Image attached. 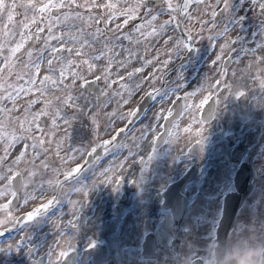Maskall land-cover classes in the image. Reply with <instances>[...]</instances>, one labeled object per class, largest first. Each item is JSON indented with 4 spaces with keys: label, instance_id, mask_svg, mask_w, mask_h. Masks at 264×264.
<instances>
[{
    "label": "flooded vegetation",
    "instance_id": "1",
    "mask_svg": "<svg viewBox=\"0 0 264 264\" xmlns=\"http://www.w3.org/2000/svg\"><path fill=\"white\" fill-rule=\"evenodd\" d=\"M249 19L248 23L257 22L252 24L256 35H241L242 44L255 49L254 55L240 51L239 43L230 44L223 50V60L213 63L206 53L202 58L201 52L207 48L217 55L224 39L213 46L194 37L195 53L185 65L173 69L185 52L172 53L171 61L162 67L170 55L166 49L171 44L164 43L167 36L156 43H149L151 39L147 45L143 41L135 44L132 50L137 57H160L153 68L136 75L149 82L139 91L180 87L163 102L159 98L152 101L141 116L140 145L133 159L127 151L105 154L103 148L89 156L95 145L90 136L95 134L92 128L82 127L85 120L74 122L72 148L83 143L85 153L68 160V155H74L72 148H63L61 156L66 162L62 164L53 148L47 159L61 172L71 163L83 162L80 182L71 181L62 189L32 185L29 191L35 189V198L27 202L21 189L15 198L8 193L0 196V205L11 201L0 208V248L20 240L32 248L30 257L24 247L0 251V264H264V63L258 60L264 56V47L257 49L264 35L257 27L261 18L252 14ZM116 25L110 29L119 40V33H131L138 24L124 25L121 32ZM246 30L244 25L241 33ZM196 40L202 41V47ZM134 59L127 72L142 66V59ZM158 66L163 69L159 76ZM237 90L245 94L237 97ZM185 93L194 94L185 100ZM209 94L208 102L201 105ZM178 97L183 98V109L170 122L177 112L173 105L178 104ZM104 125L101 120V128ZM154 146L157 153L144 169L140 158L146 160ZM44 158L36 160L37 168ZM26 166L32 167L22 165ZM191 169L193 179L181 181ZM52 175L51 170L40 168L35 179ZM81 185L88 186L87 194L70 191ZM53 196L59 203L46 216L24 223L35 204ZM16 214L19 218L12 222ZM62 251L68 255L61 256Z\"/></svg>",
    "mask_w": 264,
    "mask_h": 264
},
{
    "label": "snow or ice",
    "instance_id": "2",
    "mask_svg": "<svg viewBox=\"0 0 264 264\" xmlns=\"http://www.w3.org/2000/svg\"><path fill=\"white\" fill-rule=\"evenodd\" d=\"M246 2L249 10L259 9L257 15L261 19L257 27L264 35V0H133L123 7L118 0H0V145L3 146L0 168L4 167L10 154L9 150L18 143L23 144V148L11 160L12 166L0 171V181L4 182L0 185L3 189L0 190V196L8 193L13 198L17 197L18 183L27 202L28 199L35 198V189L29 191L32 185L43 189L47 184L50 188L62 189L71 181L80 182L85 171L80 164L61 172L60 168H53L48 163L47 156L52 152L53 144V154L60 158L62 164L65 163L61 151L65 143L71 140L73 123L79 120L81 115L90 120L92 131L98 137L101 128L99 117L105 115L111 119L116 115V109L111 112L102 111L111 103L108 99L111 86L119 81V90H111V95L120 98L118 103H129L134 91L140 87L139 82H131L146 66L158 59V56L152 59L146 56L137 57L136 52L129 48L124 49L127 57L116 61L115 57L119 53L115 51L112 42L118 38L110 29L113 20L123 17L122 24L127 25L130 20L143 17L141 23L132 29V32L137 34L135 37L131 33H122L125 39L136 45L141 41L147 45L149 40L163 37L170 27L180 29L183 25V32L187 33V36L177 40L172 48L166 49L170 55L162 67H166L171 61L172 53L179 54L183 49L188 54L196 48L192 42V22L195 20L200 25L199 32L208 29V39L213 46L217 37L224 39V43L220 44L221 52L213 61L216 63L223 60V50L230 44L239 43L240 51L255 54V49L243 47L244 38L239 35V32H243L247 19L246 14H242ZM194 11L197 15H193ZM165 16L166 18H162ZM20 17L22 19H18ZM120 28L121 25L117 24L116 30L119 31ZM237 29L239 32L233 37L231 33ZM252 35L255 36L256 32ZM171 39L172 37H168L164 41L165 45ZM101 41L104 50L96 47ZM262 47L264 42L257 45V49ZM134 58L143 60L141 67L133 68L131 72H126L125 76L117 74V80H111L114 64L126 68ZM101 60L107 62L103 65L101 75H95ZM258 60L264 63V56H260ZM88 75H92L93 79L89 80ZM150 75L155 78L154 74ZM100 80L105 82L106 87L97 91L95 84ZM126 80L128 82H125ZM261 85L264 86V79L261 80ZM179 87L180 85L152 88L147 95L153 102L158 98L163 102L165 97L175 93ZM193 94L185 93V100ZM244 94L240 90L236 92L237 97ZM210 95L201 100V105L208 102ZM25 97L27 100L21 104L20 101ZM102 98H105L103 103ZM5 99L12 102V108L2 103ZM37 102L41 106L38 110H33L32 106ZM216 103L219 105V99ZM185 106L190 107L187 104ZM20 108L23 109L22 114L13 116L12 113ZM139 111V108L132 109L127 116L136 117ZM167 113L171 116L172 110L168 109ZM119 118L125 119V115H120ZM159 118L157 116V119ZM201 121L203 122V116ZM61 126L64 134L58 136ZM119 131L126 133L127 129ZM116 139L117 137L113 136L110 140H102L99 145L92 146L89 156L96 153L97 147H103L105 154L128 147L124 143H115ZM85 150L83 147L72 148L73 153L82 154ZM156 153L157 148L154 146L146 160L144 157L140 158L144 169L150 165ZM129 155H132L131 151ZM41 156L45 158L40 160V168L45 172L51 170L53 175L46 180L42 178L37 181L35 177L40 173V168H37L35 163ZM67 159L74 160L75 155H68ZM99 159V156H95L96 161ZM21 164H30L32 167L21 169ZM118 186L119 182L116 187ZM70 191H83L87 194L88 186L81 185ZM41 199L44 197L41 196ZM10 203L11 201L8 202ZM58 203L56 196L46 199V202L26 213L24 223L37 222ZM8 204L0 205V208L8 207ZM92 246L93 243H89V247ZM21 247L28 249L30 257L32 248L30 245H24L23 240L15 244L10 243L6 248H0V251H19ZM60 255L66 257L68 252L62 251Z\"/></svg>",
    "mask_w": 264,
    "mask_h": 264
},
{
    "label": "rangeland",
    "instance_id": "3",
    "mask_svg": "<svg viewBox=\"0 0 264 264\" xmlns=\"http://www.w3.org/2000/svg\"><path fill=\"white\" fill-rule=\"evenodd\" d=\"M118 2H119V4L123 7V6H125L127 3H131L132 0H118ZM201 10H202V9H201ZM258 13H259V9H258V8H255V9L249 10V8H248V3L246 2V4H245V11H244V13H242V14H246V16L249 17V18H250V16H251L252 14H254V17L260 19V17L257 15ZM193 15H197V13L194 11V12H193ZM252 17H253V16H252ZM142 18H143L142 16L139 17V21H137L135 24H139V23H141ZM162 18H166V16H165V17H162ZM249 18H248V19H249ZM122 20H123V17L117 18V19L113 20L111 24H122ZM136 20H138V18H136ZM130 21H132V20H130ZM247 21H249V20H247ZM247 21H245V23H244V25H245L246 28H247V30L245 31V33L242 34V33L239 32V30L237 29L236 31H234V35H237V33L239 32L240 35H244V36H253V35H252L253 30H252V29H254V28H253V25H252V24H255V23H257V22L253 23V20H252L250 23H248ZM132 24H133V21H132ZM192 27H193V29H194L193 33L196 35L195 37H197V36L202 37V38L205 37L206 41H207L208 43H211V42L209 41V39L207 38V37H209V34H210L207 28H205L203 32H199L198 30H199V28H200V25H199V23H197L195 20L192 22ZM179 30H183V25H182V27H181L180 29H174L173 27H170L169 30H168V32H167V33H169V34L166 33L167 35H166V34L164 35V36H167V37H170L171 35H173L172 39L169 41V43L171 44V48L176 44V41H177V40H182V39H183V38H182V34L179 32ZM131 34H132L133 36H136V35H137V34L134 33V32H131ZM184 35L187 36V33H185ZM164 36H163V37H159V38H157V39H152V41L149 42V43H156V42L162 40V39L164 38ZM122 37H123V35L121 34V35L119 36L118 43L114 45V46H115V51H116L117 53H119V55H117V56L115 57L116 61H120V60L126 58V57H127V52L124 51V49H129V48L132 49V47L135 45L134 43H130L127 39H125L124 37L122 38ZM219 38H220V37H217V38H216L215 45H216L217 43H219ZM196 41L198 42L199 47H200V46L202 47V43H200V42H202V41H200V40H199V41L196 40ZM96 46H97V49L104 50V49H103V44H101V43H97ZM146 48H148V47L146 46ZM142 51H143V50H142ZM183 51H184V50L181 49L179 55H180ZM215 52H216V54H218V53H219V49L217 48ZM205 53H206V55H207V59H211V61H214V60L216 59V56H217V55H215V54L213 53V50H210V49H207V48L205 49V51L203 50V51L201 52V57H202V58L204 57ZM162 54H166V53H162ZM134 60H135V59H132V60L127 64V67H128V66H133V61H134ZM159 60H160V57H159L158 59H156L152 64L146 66V67L144 68V70L146 71V70H148V69L153 68V67L155 66V64L158 63ZM102 62H103V64H105L107 61H106V60H101V61L99 62V63H100V67L95 71V72L99 73L100 75H101V73H102V68H103V66H101V63H102ZM127 67H126V68H127ZM126 68H120V67H118L117 65L114 64L113 69H112L113 75H112V77H111V80H116V79H117V74L120 75V76H122L123 74H125V70H126ZM127 69H128V68H127ZM158 69H159V70H157V71H158L159 73H157V75L159 76V74L163 71V69H162L161 67H159V66H158ZM181 70H182V69H181ZM90 76H92V75H88V79H89ZM136 82H139V83H140V87H139V89H140L141 87H144V85H148V84H149V82H144L140 76H136V77L134 78V80H133L131 83H136ZM139 89H137V90L134 91L132 97L129 99V103H127V104H123V103H118V101L120 100L119 97H113V96L111 95V90H119V85H118V87H116V88H115V87H114V88H111V90H110V92H109V96H110L109 99L111 100V103H109V104L107 105L106 108L102 109V111H103V112H111L113 109H116V115L113 116V117H111V119H109V122L111 123L109 126H105V125H104L105 128H100V133H99V136H98L97 138H99V137H103V136H108V135L110 134V132L112 131V129L115 128L118 124H124V123H126V122L128 121V117H127L126 111H127L128 108H132L133 104H135V102H136V99H135V97H136V93L138 92ZM126 98H127V97H126ZM23 99H24V98H23ZM25 101H26V100H23V102H22L21 104L25 103ZM2 103H3L5 106H7L8 108H12V102L9 101V100L5 99V100L2 101ZM40 106H41L40 103L37 102V104L33 105L32 107H33V110H38V109L40 108ZM17 111L22 112L23 109L20 108V109H18ZM14 112H15V111H14ZM14 112L12 113V115L14 114ZM120 115H125V119H120V118H119ZM186 116H187V115H185V117H186ZM0 118H2V117H0ZM100 118H106V116H105V115H101V116L99 117V119H100ZM107 119H108V118H107ZM107 119H106V121H107ZM82 120H85V122L82 124V127H86L85 130H87V129H88V130H91L92 125H91L90 120L87 119L86 116L81 115L80 119L77 120V121H82ZM77 121H76V122H77ZM62 127H63V126H61V129H62ZM80 129H81V127H80ZM139 134H140V125H139V124H138V125L136 124V125L132 126V127L126 132L124 138H123L122 140H119V142H118V143H124V144L128 145V147L121 148L120 150H118V152L121 153L122 151H127V155L129 156V158H130V159H133V158H134V154H133V152H134V150H135L136 148L139 149V145H140V139H141V137L139 136ZM61 135H63L62 131L59 132V136H61ZM75 135H79V134H75ZM134 137H135V139H134ZM94 141H95V140H94ZM94 141H93V143H94ZM74 142H75V139H71V140L67 141V142L65 143V145H64L63 148H66L67 146H69V148H72V147H73L72 144H73ZM79 147H83V148H85V149L87 148L83 143H80L79 146H78L77 148H79ZM2 148H3V146L0 145V154H1V155H3ZM22 148H23V144H22V143H18V144H16L12 149H10V150H9V152H10L9 156H11V159H13V158L15 157V155H17V154L19 153V151H20ZM52 148H55V145H54V144H53ZM30 150H31V149H30ZM129 151H131L132 155H129ZM30 153H31V152H30ZM83 153H84V152H83ZM83 153H82V154H83ZM74 155H75V157H79V156L81 155V153H80V152H76V153H74ZM8 158H9V157H7L5 163H6L7 161H9ZM8 166H9V165H8ZM9 167H10V166H9ZM2 169L6 170L5 168H2ZM120 171H121V170H120ZM203 179H204V175H203V173H202L201 176H200V180H203ZM3 183H4L3 181H0V185H3ZM5 195H7V193H5ZM5 195H4V196H5Z\"/></svg>",
    "mask_w": 264,
    "mask_h": 264
}]
</instances>
